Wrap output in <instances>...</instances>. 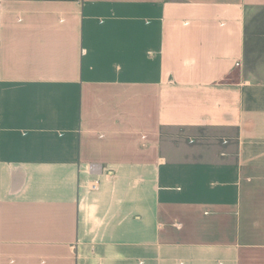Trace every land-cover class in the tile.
<instances>
[{
  "label": "crops",
  "instance_id": "obj_1",
  "mask_svg": "<svg viewBox=\"0 0 264 264\" xmlns=\"http://www.w3.org/2000/svg\"><path fill=\"white\" fill-rule=\"evenodd\" d=\"M0 264H264V0H0Z\"/></svg>",
  "mask_w": 264,
  "mask_h": 264
},
{
  "label": "built area",
  "instance_id": "obj_2",
  "mask_svg": "<svg viewBox=\"0 0 264 264\" xmlns=\"http://www.w3.org/2000/svg\"><path fill=\"white\" fill-rule=\"evenodd\" d=\"M91 189L92 190H97L98 189V181H94L92 184H91Z\"/></svg>",
  "mask_w": 264,
  "mask_h": 264
}]
</instances>
